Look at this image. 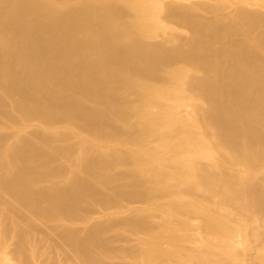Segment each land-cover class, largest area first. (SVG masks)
<instances>
[{
	"label": "bare ground",
	"instance_id": "bare-ground-1",
	"mask_svg": "<svg viewBox=\"0 0 264 264\" xmlns=\"http://www.w3.org/2000/svg\"><path fill=\"white\" fill-rule=\"evenodd\" d=\"M217 1L0 0V264H264V11Z\"/></svg>",
	"mask_w": 264,
	"mask_h": 264
},
{
	"label": "rangeland",
	"instance_id": "rangeland-1",
	"mask_svg": "<svg viewBox=\"0 0 264 264\" xmlns=\"http://www.w3.org/2000/svg\"><path fill=\"white\" fill-rule=\"evenodd\" d=\"M245 1V2H243ZM209 2L217 3V0H209ZM236 5H242L243 7L250 10H262L264 11V0H235ZM181 30V29H178ZM184 218V217H183ZM155 221L159 222V219ZM176 243V241H174Z\"/></svg>",
	"mask_w": 264,
	"mask_h": 264
}]
</instances>
